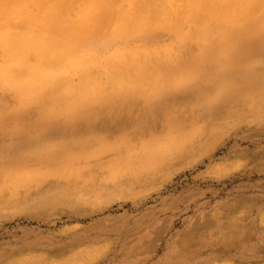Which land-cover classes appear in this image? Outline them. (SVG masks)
<instances>
[{"label": "rangeland", "instance_id": "374dc122", "mask_svg": "<svg viewBox=\"0 0 264 264\" xmlns=\"http://www.w3.org/2000/svg\"><path fill=\"white\" fill-rule=\"evenodd\" d=\"M261 32L154 102L114 98L75 117L0 91V264H264ZM155 139L165 160L138 169ZM72 156L80 173L64 179Z\"/></svg>", "mask_w": 264, "mask_h": 264}, {"label": "bare ground", "instance_id": "6f19581e", "mask_svg": "<svg viewBox=\"0 0 264 264\" xmlns=\"http://www.w3.org/2000/svg\"><path fill=\"white\" fill-rule=\"evenodd\" d=\"M259 30L264 0H0V91H12L24 107L58 114L66 108L75 117L91 103L114 98L154 102L173 85L203 76L214 51H230ZM160 33L169 35L166 44L157 40ZM245 54L231 58L232 64L244 63ZM168 149L155 139L138 169L156 170ZM76 158L67 160L64 179L79 172ZM134 163L121 158L113 167ZM22 175L11 183L15 201L18 184H26ZM39 175L38 181L44 173Z\"/></svg>", "mask_w": 264, "mask_h": 264}]
</instances>
